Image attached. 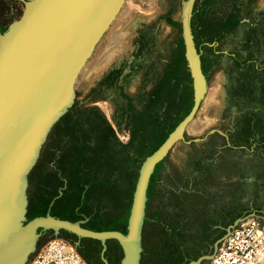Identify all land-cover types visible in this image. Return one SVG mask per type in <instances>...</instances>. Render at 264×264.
Returning <instances> with one entry per match:
<instances>
[{
	"label": "rangeland",
	"instance_id": "374dc122",
	"mask_svg": "<svg viewBox=\"0 0 264 264\" xmlns=\"http://www.w3.org/2000/svg\"><path fill=\"white\" fill-rule=\"evenodd\" d=\"M183 1L125 0L76 79L73 107L50 132L29 175V217L68 205L70 216L90 218L93 229L126 232L141 164L193 103ZM24 8L22 0H0V30ZM192 27L208 92L186 137L201 140L177 142L156 167L141 264H188L212 253L228 224L255 211L245 220L264 224V154L229 157L227 138L217 131L232 132L235 145L246 149L255 137L264 141V0H196ZM61 190L65 199L58 203ZM181 205L191 227L178 241L167 225ZM58 238L69 242L44 232L30 262ZM107 243V261L121 264L120 244ZM98 251L90 257L103 264Z\"/></svg>",
	"mask_w": 264,
	"mask_h": 264
},
{
	"label": "water",
	"instance_id": "95a60500",
	"mask_svg": "<svg viewBox=\"0 0 264 264\" xmlns=\"http://www.w3.org/2000/svg\"><path fill=\"white\" fill-rule=\"evenodd\" d=\"M22 1L25 8L21 17L5 31L0 30V264H28L47 231L56 236L65 231L100 241L105 264L106 243L116 240L123 250L121 264H141L148 193L156 167L177 142L201 140L186 137V130L208 92V79L192 27L196 0H184L181 9L193 104L165 141L141 164L126 232L95 231L82 226L86 220L71 221L50 212L28 216L29 175L50 132L73 107L76 79L125 0ZM217 131L226 136L230 146L228 135ZM248 216H256V212L228 224L225 234L214 242L213 252L188 264L211 261L220 243Z\"/></svg>",
	"mask_w": 264,
	"mask_h": 264
},
{
	"label": "built area",
	"instance_id": "2783aa9c",
	"mask_svg": "<svg viewBox=\"0 0 264 264\" xmlns=\"http://www.w3.org/2000/svg\"><path fill=\"white\" fill-rule=\"evenodd\" d=\"M30 264H88L63 239L46 244ZM210 264H264V224L256 218L240 223L219 245Z\"/></svg>",
	"mask_w": 264,
	"mask_h": 264
},
{
	"label": "flooded vegetation",
	"instance_id": "af4514ba",
	"mask_svg": "<svg viewBox=\"0 0 264 264\" xmlns=\"http://www.w3.org/2000/svg\"><path fill=\"white\" fill-rule=\"evenodd\" d=\"M1 31H2V29H1ZM254 111L256 112L255 109H254ZM258 112H260V111H258ZM258 112H256V114ZM255 144H257V145L254 147ZM250 146L251 147H248L247 149L245 147L239 146V152L241 153L243 151H247L248 154L252 157H253V154H262V153L264 154V141H263L262 137H260V136H259V138L255 137ZM239 157H241V155H239ZM61 191H62V195H60V197L63 196V194H64L63 190H61ZM61 191H59V194ZM58 197L55 198L54 203H51V205L56 204V200H58ZM48 210H49L48 212L51 213V209L49 208ZM185 210H188L186 208V205H183V206L181 205V208L177 209L173 213L172 223L170 225H167V231H168V234L170 235V237H172L173 239H176L178 241L183 240L185 235H187V233H189V229L191 227V223L186 219V215H187L186 213L187 212ZM79 220H86V222L84 224H82V226L85 228H89V229H92L95 231H103V230H97V229L91 228L89 225L90 218H88L84 215L75 221H79ZM216 228H218V226H216ZM60 236H62V237L65 236L66 240H68L70 243H72L76 247L77 251L87 261V263L95 264L92 261V258L96 257L97 251L99 249H100V251H98L99 252L98 256H100L102 258L103 245L101 244V242H98L96 240H91L89 238H79L75 234L65 232V231H61ZM85 240L88 241L87 245H85ZM90 245H92V246H90ZM109 251H110V245H109V243H106V250L103 254L105 258L108 257ZM90 253L93 254L92 258L90 257ZM103 264H105V263H103ZM107 264H110V263L107 261Z\"/></svg>",
	"mask_w": 264,
	"mask_h": 264
},
{
	"label": "trees",
	"instance_id": "16d2710c",
	"mask_svg": "<svg viewBox=\"0 0 264 264\" xmlns=\"http://www.w3.org/2000/svg\"><path fill=\"white\" fill-rule=\"evenodd\" d=\"M263 91H264V88H263ZM191 107H192V105L189 107L188 110H186V112L184 113V115H182L181 117H179L177 119L176 125L173 128H171L170 130H168L164 134V136L160 139V142L158 143V145L154 149H152L150 151L149 155L152 154L165 141V139L167 138V136L174 130V128L178 125V123L189 113ZM234 118H235V116L232 118V121H231L232 126L231 127H234ZM231 133L232 132L229 133V143H230V146L226 145L225 148H224V151H227L226 154L229 157H238L239 147H238V145L236 146L234 140H232ZM63 199H65V195H63L62 198L60 200H58V203H59V201H62ZM48 205L50 206V204H48ZM55 209H56L55 206L52 207V209H51L52 215L58 216V217H60L62 219H68V220H71V221H75L78 218H81V215L79 213L74 214V217L73 216H70V212H74V210H72V207H70L68 205H67V208L63 212H58ZM46 213H47V211L45 210V211H43V212H41L39 214L32 215L29 218H33V217H36V216H42V215H45ZM101 230H103V229H101ZM104 230H116V228H115V226L114 227L112 226V227H108V228H106ZM188 261H190V259Z\"/></svg>",
	"mask_w": 264,
	"mask_h": 264
},
{
	"label": "bare ground",
	"instance_id": "6f19581e",
	"mask_svg": "<svg viewBox=\"0 0 264 264\" xmlns=\"http://www.w3.org/2000/svg\"><path fill=\"white\" fill-rule=\"evenodd\" d=\"M122 7H123V6H122ZM119 12H120V11H119ZM118 14H119V13H118ZM118 14H117V15H118ZM116 17H117V16H116ZM116 17H115V18H116ZM113 21H114V20H113ZM119 22H120V20H119ZM119 22H118V23H119ZM119 24H120V23H119ZM119 24H118V25H119ZM84 260H85V259H84ZM29 263H30V262H29ZM29 263H28V264H29Z\"/></svg>",
	"mask_w": 264,
	"mask_h": 264
}]
</instances>
